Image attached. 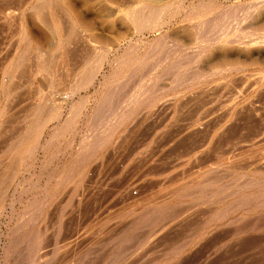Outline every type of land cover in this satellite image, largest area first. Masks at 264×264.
Wrapping results in <instances>:
<instances>
[{
  "label": "rangeland",
  "instance_id": "obj_1",
  "mask_svg": "<svg viewBox=\"0 0 264 264\" xmlns=\"http://www.w3.org/2000/svg\"><path fill=\"white\" fill-rule=\"evenodd\" d=\"M0 264H264V0H0Z\"/></svg>",
  "mask_w": 264,
  "mask_h": 264
},
{
  "label": "bare ground",
  "instance_id": "obj_2",
  "mask_svg": "<svg viewBox=\"0 0 264 264\" xmlns=\"http://www.w3.org/2000/svg\"><path fill=\"white\" fill-rule=\"evenodd\" d=\"M151 1H152V0H151ZM162 2H163V1H162ZM162 2H161V3H162ZM160 7H161V6H160ZM163 7H164V5L162 6V8H160V10H161V9H165V8H163ZM165 7H166V6H165ZM153 8H154V10L151 8L153 11H155V10L157 11V9H155V8H156L155 6H153ZM151 9L148 11V14H147L146 16H145L144 14L140 15V14H139L140 11H139L138 14L132 12V15H133V17H134V19H135V22L138 21V22H136V23H139V24H140V23H142V24H144V23L146 24V23H147V24H149V22H150V21L152 20V18L154 17V16L152 17V14H154V13H153V11H152ZM158 9H159V8H158ZM143 10H144V9H143ZM143 10H142V11H143ZM142 11H141V12H142ZM146 12H147V11H146ZM158 12H160V11H158ZM151 13H152V14H151ZM156 13H157V12H156ZM130 14H131V13H130ZM229 14H230V13H229ZM228 17H229V16H228ZM242 18H243V17H242ZM154 19H155V17H154ZM220 19H221V18H219V20H220ZM132 20H133V18H132ZM219 20H218V21H219ZM133 21H134V20H133ZM162 21H163V20H162ZM151 22H153V21H151ZM220 22H221V21H220ZM202 23H203V22H202ZM139 24H138V26L141 27V25H139ZM151 24H152V23H151ZM142 26H143V25H142ZM145 26H147V25H145ZM203 34H204V33H203ZM58 35H59V34H58ZM63 37H64V36H63ZM59 38H60V37H59ZM63 39H64V38H63ZM59 40H60V39H59ZM30 49H31V48H30ZM131 51H132V50H131ZM128 52H129V51H128ZM44 54H45V53H44ZM130 54H131V53H130ZM43 56H44V55H43ZM104 58H105V57H104ZM99 61H100V60H99ZM99 61H98V62H99ZM99 64H100V63H99ZM45 66H46V65H45ZM93 79H94V78H93ZM85 84H86V83H85ZM81 85H83V83H82ZM66 98H67V97H66ZM17 151H18V150H17Z\"/></svg>",
  "mask_w": 264,
  "mask_h": 264
},
{
  "label": "built area",
  "instance_id": "obj_3",
  "mask_svg": "<svg viewBox=\"0 0 264 264\" xmlns=\"http://www.w3.org/2000/svg\"><path fill=\"white\" fill-rule=\"evenodd\" d=\"M134 191V194H136L137 193V191L136 190H133Z\"/></svg>",
  "mask_w": 264,
  "mask_h": 264
}]
</instances>
